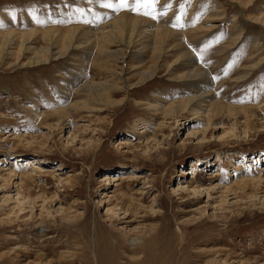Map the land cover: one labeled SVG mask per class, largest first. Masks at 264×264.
Segmentation results:
<instances>
[{
  "label": "rangeland",
  "instance_id": "obj_1",
  "mask_svg": "<svg viewBox=\"0 0 264 264\" xmlns=\"http://www.w3.org/2000/svg\"><path fill=\"white\" fill-rule=\"evenodd\" d=\"M244 5L0 0V34L38 33V54L0 60V264H264V0ZM121 15L176 35L160 51L143 34L108 54L77 35L68 55L22 66L43 56V32L100 33ZM190 68L203 74L188 82L206 77L213 101L236 110L162 114L200 95L182 80ZM124 79L132 89L108 103L85 92Z\"/></svg>",
  "mask_w": 264,
  "mask_h": 264
},
{
  "label": "bare ground",
  "instance_id": "obj_2",
  "mask_svg": "<svg viewBox=\"0 0 264 264\" xmlns=\"http://www.w3.org/2000/svg\"><path fill=\"white\" fill-rule=\"evenodd\" d=\"M236 1L240 6H242L244 8L248 7V6L244 5V3L246 1H248V3H252V0H236ZM249 6H251V5H249ZM130 15L129 16L128 15H121L120 18L118 17L119 19H117L111 25H109L105 28L102 27V29L100 28L101 29L100 33L99 32L92 33V31H88L84 28H72V29L66 28V30L65 29L61 30V29L56 28V29H51V30H48L46 32H43L41 34V37L47 42V47L40 51L43 56H37L36 55V56H33L29 59L27 58L26 60H28V61L26 63H23L22 66H29L30 67L33 65L41 64V63H47L52 59L51 56L53 54V50L58 49V48L61 49L59 51L60 54L68 55L71 51H73L75 49L73 43L76 41L75 38L77 35H81L82 38L83 37L87 38V41H89V43H87L88 46L91 45L92 47H95V48L97 47L96 50L100 54L104 53L102 51V49H104V45H110L111 46V44H114V43L116 44L117 41L120 42V45L121 44L124 45L126 50H131L132 48L135 47V43H136L135 39H141V37H142L141 35H143V34H150L149 37L155 38L157 40V42L159 43V46L155 47L154 50L158 51L159 49H161V50L164 49L163 46H164V44H166L168 37L176 35L175 33L171 32L169 30H165V29H163V30L155 29L152 31H147L146 28L148 26H151V24L149 25L146 22L147 20L144 21L142 19H135V18L130 17ZM256 20H257V22L264 25V17L262 19L256 18ZM148 32H150V33H148ZM37 34H38L37 32L27 33V34H17V33L0 34V60L4 59L5 57H13V58L15 57V58H17V60L20 61L21 59L25 58L26 55L33 54V53L38 54V52H36V49L31 46V44L33 43L34 38H36ZM91 38H93L94 40H90ZM177 40H178L179 46H180L181 43H180L179 38ZM178 42H177V44H178ZM177 44H175V45L177 46ZM168 46H170V45H168ZM165 47H167V46H165ZM122 48H123V46H122ZM166 51H168V50H166ZM104 54H108V53H104ZM120 54H123V53H120ZM114 55H116V54H114ZM161 55H162L161 53H158V56H154L155 62H153L154 64L152 66L157 67L156 65H158L157 68H159V61L161 59H163V57H164ZM65 56H63V57H65ZM105 57L107 58V56H105ZM189 58H190V56H186V55L183 56L182 55L181 57H177V61L180 62V65H182L184 67H188L189 64L194 63L193 61L190 62ZM114 61H116V60H114ZM122 63H124V61ZM155 67H151L149 72L144 71L142 73L141 78H140V82L138 83V85L143 84L144 78L147 79L148 78L147 76H149V78L155 76V74L157 72L156 71L157 68H155ZM195 73L196 74L197 73L203 74V72L200 69H191L190 68V71L183 76L182 80H186L187 84L193 86L199 92L200 95L194 99L189 100V101H180V102H175L174 104H170V105H168L169 107L166 108V110L162 112V114H164L165 116L169 115L171 117V116L176 115L175 109H177V110L181 109V111H183V112L186 109H190L194 112V115L198 116V118L210 121L211 115L213 114V111H215L217 114H221L222 113L221 110H223L224 108H227L228 111L236 110V109L229 108V107H227L221 103H217V102L213 101L215 98L211 97L212 95L210 93V90H211L210 89L211 88L210 82L208 81V79L206 77H204L205 79H201L200 82L199 81L188 82L189 80L193 79L192 75ZM119 76H120L121 81H123V78H126V72L124 71V68L121 70ZM124 80H125V84L122 83L121 84L122 86L118 85V84H114L111 87H107L105 85L99 86V85H94L93 83H90V84L88 83V85L86 86L88 91H85V92H88V96H89L90 100H94L96 104H99L101 102H107L108 103L109 102L108 97L112 93H115L116 91L127 92V91L132 89V87L129 86V84H128L129 83L128 80L127 79H124ZM89 101L81 102L80 106L88 109L89 103H90ZM97 109L98 108H95L93 110L97 111ZM65 112L63 110H61V111H58L57 113H54L52 115H61L63 113L65 114ZM37 166H36V169H39L40 167L38 168ZM30 177L26 176L25 178H22L21 181L27 182V181L31 180Z\"/></svg>",
  "mask_w": 264,
  "mask_h": 264
},
{
  "label": "snow or ice",
  "instance_id": "obj_3",
  "mask_svg": "<svg viewBox=\"0 0 264 264\" xmlns=\"http://www.w3.org/2000/svg\"><path fill=\"white\" fill-rule=\"evenodd\" d=\"M147 2H154V0H147ZM121 3L126 6L127 5V0H121ZM109 7H111V5H109Z\"/></svg>",
  "mask_w": 264,
  "mask_h": 264
}]
</instances>
